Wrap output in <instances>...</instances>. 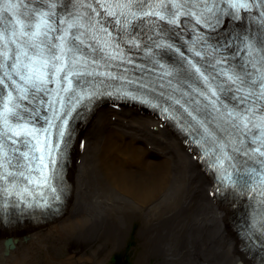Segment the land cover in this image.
Wrapping results in <instances>:
<instances>
[{
	"label": "bare ground",
	"instance_id": "6f19581e",
	"mask_svg": "<svg viewBox=\"0 0 264 264\" xmlns=\"http://www.w3.org/2000/svg\"><path fill=\"white\" fill-rule=\"evenodd\" d=\"M116 91L136 97L127 85ZM188 109L210 117L196 105ZM85 113L71 127L53 183L60 199L43 209L0 198L21 205L4 206L5 218L16 215L0 230V264H104L102 249L122 250L134 222L133 264H264L262 249L247 251L230 227L235 211L215 196L198 156L165 121L124 102L96 103Z\"/></svg>",
	"mask_w": 264,
	"mask_h": 264
},
{
	"label": "snow or ice",
	"instance_id": "6c2138e0",
	"mask_svg": "<svg viewBox=\"0 0 264 264\" xmlns=\"http://www.w3.org/2000/svg\"><path fill=\"white\" fill-rule=\"evenodd\" d=\"M190 3L191 0H160L159 3L156 0H0V181L19 176L28 185L42 186L37 198L35 189L30 190L27 186L16 192V182L13 181L10 187H0V198L5 193L15 195L20 202L28 203L29 207L33 203L47 207L49 198L53 201L60 199L53 180L60 182L56 164L57 158L62 156L60 141L65 135L63 125L67 124L63 117L70 115V112L55 108V104L62 101L59 97L61 89L49 90L47 85H60L66 81L68 86L62 90L68 92L72 88L71 77L93 75L88 71L85 49L92 47L88 40L99 43V33L110 40L111 32L104 27L102 20L112 17L110 23H113V27L118 26V30L125 35L132 28H141L143 32L141 24L134 23L136 21L152 25L150 32L157 21L178 24L181 16H194L196 23L201 24L203 13L190 11ZM256 6L264 7V0H259ZM228 7L238 12L241 9L250 10L253 3L234 0ZM205 10L212 11L206 4ZM260 14L264 16V11ZM216 22H220L218 17ZM204 23L208 26L207 21ZM224 28H227V22ZM227 37L225 33L223 39L226 46ZM109 40L105 41L106 46H109ZM261 45L257 49L251 43L245 44L248 58L243 63L227 69L220 67L218 75L213 77L218 81L216 87H209L210 97L206 96L217 112L221 110L217 104L224 109L222 117L236 130L240 147L234 148V151H243L250 159L264 157V41H261ZM195 54L200 55L199 52ZM112 58L117 57L113 55ZM224 62L226 58L221 57L213 67ZM188 64L190 70L200 74L207 84L209 77L201 72V68L191 60H188ZM50 91L56 92V96L48 102L52 115L44 119L47 127L37 128L34 121L39 117L40 109L34 102L39 93ZM95 94L84 91L78 95L76 102L79 104ZM164 111L167 112V109ZM58 120L63 123L58 124ZM9 141L12 145L19 143L28 149H13L27 162L21 165L17 158L15 167L26 169L27 174L24 170H8L12 165L6 150ZM34 171L40 173L39 178L32 175ZM27 197H32V201L29 202ZM4 206L0 200V230L6 229L11 217L16 215L13 212L5 218ZM261 246L264 249V240H261Z\"/></svg>",
	"mask_w": 264,
	"mask_h": 264
},
{
	"label": "rangeland",
	"instance_id": "374dc122",
	"mask_svg": "<svg viewBox=\"0 0 264 264\" xmlns=\"http://www.w3.org/2000/svg\"><path fill=\"white\" fill-rule=\"evenodd\" d=\"M136 223L134 222V224L130 227V232L127 236L128 242H126V246L123 247L122 250L119 251H114L112 253H110L108 248H104L102 249V253L101 257L104 260V264H133L134 263V253L136 251V247H135V243H136V238H135V231H136ZM85 247V246H84ZM81 248V250L79 252H81L83 250V252H88V251H95L97 250L96 247H87V248ZM100 253H98L100 255ZM115 254L123 255V257H119V260L116 259V257H114ZM150 264H154V261H151Z\"/></svg>",
	"mask_w": 264,
	"mask_h": 264
},
{
	"label": "water",
	"instance_id": "95a60500",
	"mask_svg": "<svg viewBox=\"0 0 264 264\" xmlns=\"http://www.w3.org/2000/svg\"><path fill=\"white\" fill-rule=\"evenodd\" d=\"M9 241L5 242V243H8Z\"/></svg>",
	"mask_w": 264,
	"mask_h": 264
},
{
	"label": "trees",
	"instance_id": "16d2710c",
	"mask_svg": "<svg viewBox=\"0 0 264 264\" xmlns=\"http://www.w3.org/2000/svg\"><path fill=\"white\" fill-rule=\"evenodd\" d=\"M117 260H119V259H117Z\"/></svg>",
	"mask_w": 264,
	"mask_h": 264
}]
</instances>
